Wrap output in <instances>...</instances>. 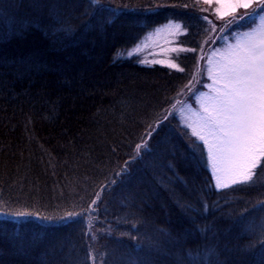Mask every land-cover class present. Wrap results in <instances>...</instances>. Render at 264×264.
Segmentation results:
<instances>
[{"label":"trees","instance_id":"1","mask_svg":"<svg viewBox=\"0 0 264 264\" xmlns=\"http://www.w3.org/2000/svg\"><path fill=\"white\" fill-rule=\"evenodd\" d=\"M137 1L149 4L151 0H111L114 5H128L131 9ZM89 2L67 0L64 16L74 31L63 39L62 46L52 45L50 38L38 31L30 32L23 41L12 38L0 42V52L9 59L42 50L46 53L43 62L47 64V70L35 74L31 81L25 79L14 85L0 82V202H7V206L0 203V208L5 212L18 209L62 216L66 211L87 209L95 199L93 194L101 192L103 199L98 208L103 210L100 209L99 220L113 223L111 233L96 235L92 240L90 232L82 233L81 229L85 231L87 227L79 222L53 232L38 221L17 225L1 220L0 226L24 238L36 237L45 244L62 241V249L53 258L57 264H69L71 260L72 264H84L93 245L100 247L97 257L102 262L100 253L117 248V241L134 243L119 235L130 230V225L123 223L128 211L125 189L119 183L110 190H102L101 185L116 179L114 173L129 161L135 144L140 143L143 122L166 108L167 98L174 95L178 85H183V74L119 58L118 53L135 36L133 28L122 20L111 25L104 23L101 28L94 18L85 15ZM0 71L8 73L5 81H11L8 69ZM178 138V145L173 139L181 148L175 160V176L164 167L155 180L149 173L143 177L146 183H141L146 190L142 193L143 214L153 228L180 226L182 213L176 198H181V202L206 203L207 221L215 217L223 227L228 223L223 216L231 212V219H235L246 200H254L264 192L260 185L239 186L221 193L210 188L202 191L210 185L208 171L183 150L184 143ZM171 159V154H161V164ZM263 171L258 170L255 185ZM197 222L203 224L205 220L201 217ZM236 234L233 244L258 242L239 228H234L232 236ZM43 251L42 245L32 254L33 264H40ZM0 257L9 264L22 259L7 254L3 242Z\"/></svg>","mask_w":264,"mask_h":264},{"label":"snow or ice","instance_id":"2","mask_svg":"<svg viewBox=\"0 0 264 264\" xmlns=\"http://www.w3.org/2000/svg\"><path fill=\"white\" fill-rule=\"evenodd\" d=\"M67 6V0H0V42L12 38L23 41L30 32L38 31L50 38L52 45L62 46L63 39L74 31L64 16ZM122 7L128 9V5ZM142 7L145 13L152 14L144 17V27L148 28L153 23L155 10ZM170 7L191 9V14L181 13L179 17L187 16V19H168L161 27L169 29L171 35L183 34L185 38L197 28L196 34L201 36L198 44L201 55L197 54L196 47H188L185 40H178L176 46L162 50L168 53L165 59H153L151 63L183 73L180 63L187 54H192L197 64L206 61L202 71L206 70L211 83L203 85L208 91L197 89L196 84L202 81L197 78L199 74L193 72L187 84L178 85L174 95L167 98V107L143 122L140 143L135 144L129 156L131 163L125 161L120 171L114 173L116 179L101 185L102 190H110L119 183L125 189L128 211L123 223L130 225V230L119 235L134 242L129 245L117 241V248L100 253L102 264H264V198H260L264 197V192L254 200H246V206L235 219H231V212L223 216L222 219L228 220L223 227L215 217L207 221L208 205L200 201L194 204L176 198L182 213L179 227L169 224L153 228L143 214L142 193L146 192L141 188V183H146L143 177L151 173L155 180L164 167L175 176V160L181 148L173 142V137H180L184 150L195 162L211 170L217 189L234 185L254 188L258 170L264 169V0H192L191 4ZM105 13L123 14L121 6L111 0H90L85 15L96 19L102 28ZM218 41L220 46L215 47ZM45 54L42 50L29 51L9 59L0 52V69H8L12 76L11 81H5L8 73L0 71V82L14 85L25 79L31 81L35 74L47 70L42 59ZM170 116L177 121L175 127L171 126ZM162 153L172 156L166 164H161ZM168 190L171 193V189ZM93 195L92 204L81 212L66 211L60 216L18 209L5 212L0 208V216L17 225L38 221L41 227L54 232L76 224L77 218L83 220L85 211L89 217L98 211V202L103 196L101 192ZM0 203L7 206L6 201ZM201 217L205 220L203 224L197 222ZM116 226H120V221ZM142 228L146 230L141 231ZM234 228L258 242L233 244ZM81 231L87 235L83 229ZM111 231L110 226L108 232ZM96 238L93 233L91 239ZM0 242L7 247V254L22 258L11 264H33L31 256L42 245L40 264H57L53 258L63 247L62 241L45 244L36 237L24 238L19 233L8 232L3 226H0ZM89 260L95 264L91 247L84 264ZM0 264L9 262L0 257Z\"/></svg>","mask_w":264,"mask_h":264},{"label":"rangeland","instance_id":"3","mask_svg":"<svg viewBox=\"0 0 264 264\" xmlns=\"http://www.w3.org/2000/svg\"><path fill=\"white\" fill-rule=\"evenodd\" d=\"M191 4L192 0H151L149 4H146V2H140L137 1L136 5H131L133 8L136 9V11H130L131 8L128 6V9H123L121 7V10H123V14L120 15H112L105 13L104 19L105 23H108L109 25L113 24L114 22H119V20H122L123 22L127 21L128 26L130 28H133V32L135 36L131 37L130 42L127 44L128 46L124 49H122L119 53L118 56L121 59L124 60H133L137 62L140 66H145V67H155L160 66V67H165L167 68L166 65H160V64H152L151 60L153 59H165L168 56L167 52H163V49L170 48L176 46V41L178 40H185V43L188 47H196L197 48V54L201 55L200 49L198 47V44L201 40V36L197 35V28H193L192 34L185 36L183 34L176 36V35H171L170 30L164 27H161V25H164L167 23L168 19H177V18H183L187 19V16L184 17H179V14L181 13H188L191 14V9H183V8H172L170 7L171 5H183V4ZM158 5H165L169 7H164V8H158ZM149 7L153 8L155 10V15L152 16L153 23L150 27L145 28V15H152L151 13H145L143 11V7ZM211 18V17H210ZM92 19V18H91ZM96 21V19H94ZM110 21V22H108ZM97 22V21H96ZM219 23V22H217ZM159 28V31H156V29ZM220 42L218 41L215 47H219ZM205 51H207V46L205 48ZM145 60L148 61V63L141 64L140 61ZM206 63V61L202 60L200 61L199 64H197L195 56L192 54H187L186 59H184L181 63L180 66L184 68L183 73H179L177 69H170L175 72H178L183 79V84H187L189 79H192V73L197 72L198 75V80L202 81V83H197L196 88L201 90V91H208L206 87H203L204 84H210L211 81L207 77L206 70H203V65ZM168 69V68H167ZM170 120H172V117H169ZM176 120H172L171 126L175 127L173 125V122L175 123ZM177 123V121H176ZM190 133V130H189ZM178 136L173 137L175 143L177 144L178 141ZM184 143V142H183ZM178 145V144H177ZM184 146V144H183ZM184 150V149H183ZM206 156V153H205ZM198 159V157H197ZM206 168V167H205ZM210 177V185L208 187H203L202 191L205 190L207 191L209 188L213 189L215 193H221L225 192L230 189H235L238 188L239 186H245V185H234L231 186V188H220L217 189L215 187V181L214 179L211 178V170L206 168ZM264 170V169H263ZM264 173V171H263ZM260 173L258 182L255 186H262L264 185V174ZM101 204V201L98 202ZM97 206L94 205L93 208H96ZM117 207L118 204H117ZM100 209L98 208V211H94L91 213V217H89L88 213L85 214L83 220H79L77 218V222L81 223L84 227H87L85 229V232H87V235L89 232L91 235L95 233L97 236L105 234L109 227L113 226L112 222H107L104 220H99V214H100ZM103 210V209H102ZM132 218L130 217V220ZM1 220H6L4 216H0V222ZM8 221V220H6ZM11 221V220H10ZM9 222V221H8ZM89 223H91V231H89ZM150 231L151 229H147ZM135 235V233H134ZM234 239L238 238L237 234L233 236ZM85 243H88L86 241ZM100 247H97L96 245L92 246L93 250V257L95 260V264H102L100 259L97 257V249ZM102 248V247H101ZM86 250V249H85ZM70 261V260H69ZM72 261V260H71ZM71 261L69 264H72ZM81 261H84L82 259ZM87 264H93V261L89 260L87 261Z\"/></svg>","mask_w":264,"mask_h":264}]
</instances>
